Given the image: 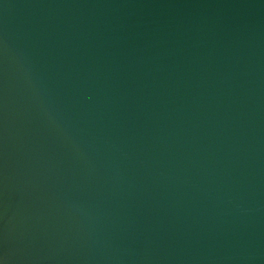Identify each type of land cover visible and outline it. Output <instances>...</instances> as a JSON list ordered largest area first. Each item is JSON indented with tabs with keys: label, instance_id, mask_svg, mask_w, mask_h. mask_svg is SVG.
<instances>
[{
	"label": "water",
	"instance_id": "water-1",
	"mask_svg": "<svg viewBox=\"0 0 264 264\" xmlns=\"http://www.w3.org/2000/svg\"><path fill=\"white\" fill-rule=\"evenodd\" d=\"M2 264H264V0H0Z\"/></svg>",
	"mask_w": 264,
	"mask_h": 264
},
{
	"label": "snow or ice",
	"instance_id": "snow-or-ice-1",
	"mask_svg": "<svg viewBox=\"0 0 264 264\" xmlns=\"http://www.w3.org/2000/svg\"><path fill=\"white\" fill-rule=\"evenodd\" d=\"M0 264H2V262H0Z\"/></svg>",
	"mask_w": 264,
	"mask_h": 264
}]
</instances>
